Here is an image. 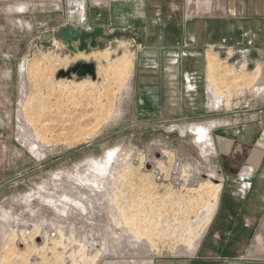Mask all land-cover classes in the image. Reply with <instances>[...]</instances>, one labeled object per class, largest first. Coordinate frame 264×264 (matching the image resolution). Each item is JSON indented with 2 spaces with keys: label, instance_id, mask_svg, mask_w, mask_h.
<instances>
[{
  "label": "rangeland",
  "instance_id": "obj_1",
  "mask_svg": "<svg viewBox=\"0 0 264 264\" xmlns=\"http://www.w3.org/2000/svg\"><path fill=\"white\" fill-rule=\"evenodd\" d=\"M112 1L0 0V264L184 258L206 224L219 181L200 126L146 123L125 97L137 39H98L86 56L42 38L68 22L112 32L84 13ZM83 62L94 78L58 74ZM216 67V95L231 101L241 73Z\"/></svg>",
  "mask_w": 264,
  "mask_h": 264
},
{
  "label": "crops",
  "instance_id": "obj_2",
  "mask_svg": "<svg viewBox=\"0 0 264 264\" xmlns=\"http://www.w3.org/2000/svg\"><path fill=\"white\" fill-rule=\"evenodd\" d=\"M84 13L137 39L125 97L134 95L141 121L204 128V157L218 176L193 251L152 264H264V0H115ZM218 62L241 73L231 101L211 82Z\"/></svg>",
  "mask_w": 264,
  "mask_h": 264
},
{
  "label": "water",
  "instance_id": "obj_3",
  "mask_svg": "<svg viewBox=\"0 0 264 264\" xmlns=\"http://www.w3.org/2000/svg\"><path fill=\"white\" fill-rule=\"evenodd\" d=\"M122 36H124V33L119 30L106 33L101 26H94L88 30L72 22L65 23L53 31L42 33L44 40L54 38L61 41L67 51L72 53L84 52L85 54L100 46L101 43L98 39L111 40ZM70 72L76 73L78 76L90 74L92 78L95 77V67L91 63H78L69 71H59L58 74L69 75Z\"/></svg>",
  "mask_w": 264,
  "mask_h": 264
},
{
  "label": "bare ground",
  "instance_id": "obj_4",
  "mask_svg": "<svg viewBox=\"0 0 264 264\" xmlns=\"http://www.w3.org/2000/svg\"><path fill=\"white\" fill-rule=\"evenodd\" d=\"M54 42V41H53ZM55 43V42H54ZM94 50H92L90 53L88 54H85L84 52H78V53H84L85 55H90ZM106 54V53H105ZM106 56V55H105ZM83 58V57H82ZM85 58V57H84ZM65 76V75H63ZM193 131H196V133L198 134V138H199V141H203L205 140L206 136L204 134V128L202 127H199L198 129H193ZM205 148V147H204ZM200 149V148H199ZM204 150V149H203ZM48 224V223H47ZM53 225V224H52ZM51 225V226H52ZM28 226H24V229H26ZM45 229L48 231V233H51L52 232V229L50 226H46Z\"/></svg>",
  "mask_w": 264,
  "mask_h": 264
},
{
  "label": "flooded vegetation",
  "instance_id": "obj_5",
  "mask_svg": "<svg viewBox=\"0 0 264 264\" xmlns=\"http://www.w3.org/2000/svg\"><path fill=\"white\" fill-rule=\"evenodd\" d=\"M83 63H85V62H83Z\"/></svg>",
  "mask_w": 264,
  "mask_h": 264
}]
</instances>
